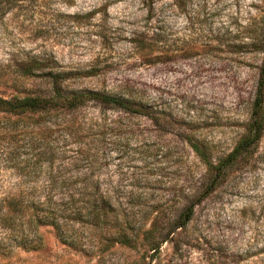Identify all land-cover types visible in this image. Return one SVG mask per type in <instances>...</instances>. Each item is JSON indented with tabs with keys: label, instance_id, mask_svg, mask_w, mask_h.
<instances>
[{
	"label": "rangeland",
	"instance_id": "1",
	"mask_svg": "<svg viewBox=\"0 0 264 264\" xmlns=\"http://www.w3.org/2000/svg\"><path fill=\"white\" fill-rule=\"evenodd\" d=\"M1 5V97L46 95V74L65 72L72 89L135 98L149 115L89 105L46 117L74 121L75 130L54 124L47 144L26 135L10 146L36 167L46 152L52 168L38 180L93 171L117 223L130 219L129 245L117 242L121 224H103V252L86 255L41 227L39 249L15 248L0 264H264V132L211 185L246 133L264 60L250 45L264 43V0ZM136 41L152 44L156 57L142 60ZM24 174L0 158V193L32 188L16 184Z\"/></svg>",
	"mask_w": 264,
	"mask_h": 264
},
{
	"label": "trees",
	"instance_id": "2",
	"mask_svg": "<svg viewBox=\"0 0 264 264\" xmlns=\"http://www.w3.org/2000/svg\"><path fill=\"white\" fill-rule=\"evenodd\" d=\"M14 2L15 0H0V14L4 8L2 3L11 5ZM135 45L143 53L140 56L142 60L150 61L156 57L151 52L152 44L144 42L141 44L136 41ZM250 45L264 55V43L259 38ZM66 74L65 72L46 74L50 85V92L46 95H28L22 98L0 96L1 161L7 169L25 173L23 178L20 177L17 181L18 186L32 187L28 190L18 189L0 193V257L6 256L15 248L27 251L39 249L42 240L39 233L41 227L52 228L59 242L85 255L103 252L104 249L101 250L100 242L97 241L103 224L119 227L121 224L117 242L122 245L131 243V235L128 233L129 217L124 215L120 219V224L117 223L119 219L114 214L111 199L100 192L99 180L93 171L80 176H51L38 180L36 172L42 168H52V161L47 160L46 152L40 153L37 159L38 163L44 160L46 164L36 167L37 162H34V165L23 162L16 151L10 149V146L15 145L26 135L39 138L47 144L50 138L49 131L54 124L62 123L66 129L75 130L74 121L65 118L47 120L46 117L52 114L62 115L70 111L77 113L82 108L94 105L95 108L118 110L133 115H149L147 106L137 102L135 98L91 89H72L70 82L66 80ZM96 123L97 119L94 127H97ZM93 129L89 127L84 132L92 133ZM263 132L264 60L251 104L246 133L219 163L216 168L217 174L211 179V185L216 184L222 169L233 166L250 153ZM193 148L197 149L195 146ZM26 168H29V171H26ZM111 239L108 242L111 241L112 245L116 239L114 237Z\"/></svg>",
	"mask_w": 264,
	"mask_h": 264
}]
</instances>
